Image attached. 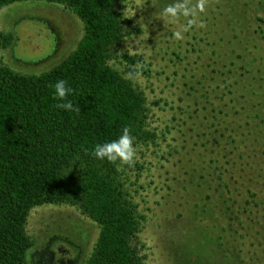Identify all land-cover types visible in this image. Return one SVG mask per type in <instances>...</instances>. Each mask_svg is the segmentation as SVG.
Here are the masks:
<instances>
[{
	"label": "rangeland",
	"instance_id": "1",
	"mask_svg": "<svg viewBox=\"0 0 264 264\" xmlns=\"http://www.w3.org/2000/svg\"><path fill=\"white\" fill-rule=\"evenodd\" d=\"M172 2L123 0L129 36L117 54L142 58L147 74L110 62L144 92L154 134L134 143L131 165L118 164L145 218L144 264H264V0H206L182 40L160 19ZM0 31L12 37L0 64L36 75L75 48L83 26L62 5L30 0L0 10ZM25 229L26 264H77L99 233L70 205L34 207Z\"/></svg>",
	"mask_w": 264,
	"mask_h": 264
},
{
	"label": "trees",
	"instance_id": "2",
	"mask_svg": "<svg viewBox=\"0 0 264 264\" xmlns=\"http://www.w3.org/2000/svg\"><path fill=\"white\" fill-rule=\"evenodd\" d=\"M22 1L30 0H0V10ZM31 1L62 5L81 21L83 34L65 58L39 74L0 64V264H26L34 245L26 233L27 218L42 205L76 207L97 224L92 252L77 264H144L139 233L145 218L124 188L119 161L91 154L96 144L118 138L125 127L134 143L154 138L144 92L110 63L138 64L136 73L147 74L142 58L117 54L129 36L123 0ZM11 40L0 31V47ZM60 79L73 89L67 99L78 111L56 107L60 101L53 98L52 85ZM225 134L234 142L231 133Z\"/></svg>",
	"mask_w": 264,
	"mask_h": 264
},
{
	"label": "clouds",
	"instance_id": "3",
	"mask_svg": "<svg viewBox=\"0 0 264 264\" xmlns=\"http://www.w3.org/2000/svg\"><path fill=\"white\" fill-rule=\"evenodd\" d=\"M206 0H196L193 4L192 0H173L172 3L167 4L160 13V19L166 21L170 25H176L177 30L173 32V37L176 40H182L184 33L189 32L197 23V17L205 10ZM181 18L185 22L180 23ZM200 27H203L201 22ZM53 88V98L60 101L56 105L57 108L63 109L67 112L78 111L74 108L73 102L67 97L73 92L71 86L66 80H57ZM134 137L130 135L129 129L125 127L118 138L106 141L104 143L96 144L92 149V156L98 160H106L109 163H116L131 165L134 162L136 155L134 148Z\"/></svg>",
	"mask_w": 264,
	"mask_h": 264
}]
</instances>
